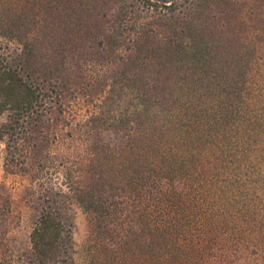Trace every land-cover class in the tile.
Wrapping results in <instances>:
<instances>
[{"label":"trees","instance_id":"16d2710c","mask_svg":"<svg viewBox=\"0 0 264 264\" xmlns=\"http://www.w3.org/2000/svg\"><path fill=\"white\" fill-rule=\"evenodd\" d=\"M7 1L0 0V9H7ZM197 1L116 0L120 31L114 33L130 38L139 59L142 40L157 31L146 19L195 11ZM39 4L35 20L48 36L49 23L41 17L44 4ZM7 11L6 19L14 23L6 38L31 52L28 42L34 32L15 21L14 8ZM238 41L245 50L233 48L236 54L229 51L227 57L208 52L206 46V54L196 59L193 78L172 99L144 105L143 122L113 121L116 132L129 133L124 137L131 139L128 148L136 160L117 162L126 145L119 135L116 149L108 146L104 162L76 189L81 205L97 222L103 251L141 258L142 264H264V176L242 163L246 157L256 162L263 148L255 132L264 127V119L254 107L250 70H242L257 51ZM5 44L0 43V115L8 118L0 128V141L7 142L5 164L22 173L33 169L43 181L56 166L41 157L35 133L50 120L51 93L13 66L12 44ZM117 44L110 41L109 47ZM151 62L147 58L143 65L148 68ZM210 152L220 154L209 159ZM206 159L221 167L209 171ZM70 226L67 214L43 211L31 235L32 258L21 264H74ZM5 264L16 263L7 259Z\"/></svg>","mask_w":264,"mask_h":264},{"label":"rangeland","instance_id":"374dc122","mask_svg":"<svg viewBox=\"0 0 264 264\" xmlns=\"http://www.w3.org/2000/svg\"><path fill=\"white\" fill-rule=\"evenodd\" d=\"M38 3L44 4L41 17L49 23L48 36L41 33L42 22L35 20ZM197 3L195 11L146 19L157 31L142 40L139 59L134 57L130 38L114 33L120 31L115 22L116 0H8L7 9H0V43L12 44L13 66L51 93L50 120H44L35 136L41 157L56 166L43 181L33 169L28 173L9 170L7 142L0 141V264L7 259L21 264L32 258L31 235L43 211L68 215L74 264H142L141 258L116 257L98 247L97 222L81 205L76 189L80 181L88 183L104 162L107 147L116 149L118 136L129 134L116 132L113 121L139 118L143 122L144 105L172 99L176 89L193 78L196 59L206 54V46L208 52L227 57L229 51L236 54L233 48L245 50L238 41L243 39L252 52L257 51L242 70H250L251 89L259 104L255 102L254 107L264 119V0ZM9 8L17 11L11 12L15 21L36 32L28 42L31 52L6 38V29L14 23L6 19ZM110 41L119 46L110 48ZM147 58L152 60L148 68L143 65ZM7 119V114L0 115V128ZM255 134L263 147L258 164L248 157L242 163L249 169L257 167L255 171L264 176V127ZM122 139L126 145L117 162L127 165L136 158L128 148L131 139ZM219 154L210 152L208 157L215 159ZM206 161L209 171L221 167L215 160Z\"/></svg>","mask_w":264,"mask_h":264}]
</instances>
